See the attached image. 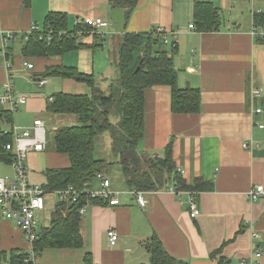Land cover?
Masks as SVG:
<instances>
[{"label":"crops","instance_id":"1","mask_svg":"<svg viewBox=\"0 0 264 264\" xmlns=\"http://www.w3.org/2000/svg\"><path fill=\"white\" fill-rule=\"evenodd\" d=\"M196 1L212 2L220 9L222 24L218 30L190 28L195 23V0H139L127 24L124 11L110 8L109 0H31L30 5L24 0H0V28L20 34L33 25H43L54 11L68 14L70 29L85 18H102L100 31L105 41L101 47L108 48L107 53L84 47L78 51L75 66L93 73L101 85H107L105 88L116 74L111 52L122 34L163 29L178 45L174 61L179 86L199 88L201 92L200 112L176 114L171 110L170 86L149 88L145 138L141 142L144 151L164 157L165 147L173 138L177 171L190 184L196 178L213 183L211 190L195 195L199 215L190 214L189 191H148L147 205L142 207L128 192L122 169L114 163L103 175L110 178L120 204L110 206L99 198L102 203H91L82 214L84 246L48 248L37 259L38 264H85L88 253L98 264H150L147 243L154 235L172 256L188 264H221V260L223 264H247L244 259L258 247L263 250L264 264V193L258 200L249 198L255 185L264 186V42L251 33L255 15L264 12V0ZM26 42L10 46L9 69L6 57L0 54V90L11 78L15 90L28 98L12 113V124L1 118L8 108L0 106V131L31 127L36 119L45 121L47 148L31 151L27 158L28 179L45 188L47 170L70 166L69 156L54 149L56 132L48 138L49 128L54 130L52 119L63 115L66 121H77L73 115L49 112L48 98L58 92L90 95L91 88L71 78L39 76L51 65L73 66L68 62L71 52L51 58L33 57L34 68L25 67L22 47ZM83 42L92 44L94 34L85 35ZM42 79L47 80L43 85ZM254 88H261L262 94L253 100ZM258 107L261 112L255 111ZM106 143L104 136L96 138L97 159L110 156ZM246 143L249 147L244 146ZM0 176H16L11 162L2 156ZM92 182L99 184L95 178ZM58 200L55 191H47L46 206L37 212L40 229L50 226ZM110 229L119 234L113 247L109 243ZM254 231L259 237L253 236ZM13 249L30 251L31 245L16 221L6 219L0 208V250Z\"/></svg>","mask_w":264,"mask_h":264},{"label":"trees","instance_id":"2","mask_svg":"<svg viewBox=\"0 0 264 264\" xmlns=\"http://www.w3.org/2000/svg\"><path fill=\"white\" fill-rule=\"evenodd\" d=\"M24 1L26 5L31 3V0ZM138 3L139 0H109L110 8L124 11L126 24ZM255 19L257 24L263 23L264 12L257 13ZM194 20L199 31H216L222 24V14L212 2L195 0ZM39 27L40 32L30 34L22 47L24 60L63 56L84 47H101L105 41L102 33H95L92 44L84 43L83 37L90 33L91 28L77 22L70 29L66 12H50ZM82 29L85 33L78 35ZM48 32H51V41L47 39ZM167 35L165 30L158 28L122 34L111 52V63L116 74L106 89L101 87L93 73H84L77 66L51 65L39 75L45 78H71L91 88L90 95L58 92L48 98L49 112L73 115L78 123L60 127L56 131L54 149L69 156L70 166L47 170V191L65 190L71 185L82 191L85 185H92L96 175L105 174L114 163L121 167L127 186L131 189L160 191L173 187L176 193L189 191L195 197L196 193L214 187L213 183L202 178H196L190 184L177 171L173 138L165 147L164 165L158 156L141 149V142L145 138V103L149 88L159 85L171 87L173 113L190 114L201 110L200 89L182 88L178 84V69L174 61L178 45ZM12 113L6 109L1 118L7 124H12ZM100 135L104 136L110 151V156L103 160L95 156V140ZM13 137L12 131H0L1 143L12 142ZM2 157L8 162L13 161V155L9 152ZM88 199H91V203H102L82 192L77 201L59 196L51 224L39 228L33 250H0V264H34L32 257H41L48 248L83 247L80 208ZM147 249L151 257L150 264H188L172 256L156 235L147 243ZM84 261L85 264H98L90 253L86 254ZM220 262L223 264L224 260Z\"/></svg>","mask_w":264,"mask_h":264},{"label":"built area","instance_id":"3","mask_svg":"<svg viewBox=\"0 0 264 264\" xmlns=\"http://www.w3.org/2000/svg\"><path fill=\"white\" fill-rule=\"evenodd\" d=\"M82 23L91 28V34L102 33L100 31V28L104 23L102 18H85ZM190 28L196 29L195 23L190 24ZM40 30L41 27L33 25L29 31L20 34L13 31H5L0 28V54L6 57V65L8 69L11 67V63L7 59L11 48L10 46L19 42L28 41L30 34L40 32ZM82 33H85V30L82 29L78 31V35H81ZM251 33L254 37H257L264 42V22L259 24L255 23ZM47 35L48 41H51V32H48ZM23 65L30 69L34 68V64L31 61L25 60ZM46 82V79H42L40 84L43 85ZM261 94V88H254L251 93L252 99L254 100L261 96ZM27 101L28 98L26 95L15 90L11 78L3 84V88L0 90V106L8 108L10 111L14 112L22 105L26 104ZM255 111L261 112L262 108L258 107ZM12 133L14 136L12 142H0V156L6 152L13 155L11 165L16 170V176L13 178L0 176V208L6 219L16 221L20 226L26 241L31 245V250H33L34 241L37 238L39 230L37 212L44 209L46 206L47 190L42 185L34 184L28 179L27 158L31 151H44L47 148L48 140L46 136V124L43 119H36L31 127H13ZM244 146L249 147V144L246 143ZM97 180L99 181L98 185L93 183L91 186L87 185L86 187L85 185V188L82 189V191L71 185L65 190L55 192L60 197H70L72 201H77L82 192L83 194L89 195L91 198L101 199L102 202L107 205H119L120 199L118 197V192L113 189L110 178L105 177L103 174H98L95 177V181ZM170 190L175 191L173 187H171ZM128 192L142 207L147 205L148 200L146 195L148 191L128 188ZM263 193L264 186L255 185L249 191V198L252 201L258 200ZM178 194H181V192ZM189 196L190 214L192 217H196L200 213L198 202L191 192H189ZM90 205L91 199H88L80 208V213L83 214ZM253 236L259 237V233L254 231ZM108 237L110 246L113 247L119 239V234L115 229H110L108 231ZM262 258L263 250L258 247L254 249L249 259H244V262L247 264H262ZM37 259L38 258L34 256L32 257L34 264H38Z\"/></svg>","mask_w":264,"mask_h":264},{"label":"rangeland","instance_id":"4","mask_svg":"<svg viewBox=\"0 0 264 264\" xmlns=\"http://www.w3.org/2000/svg\"><path fill=\"white\" fill-rule=\"evenodd\" d=\"M72 20H73V18H72ZM72 20H71V23H72ZM42 25V24H41ZM40 25V26H41ZM74 23L71 25L72 27H74ZM18 45H20V44H17V46ZM80 49H78V50H74V51H71V54H68V57L69 58H71V60L70 61H68V62H73L72 63V65L73 66H75V62H78V61H75V58H76V56L79 54V51ZM95 50H96V53L98 52V53H102V52H104V53H107V51H108V48H102V47H95ZM78 52V53H77ZM98 80V79H97ZM101 81V80H100ZM99 80H98V83L99 84H101L102 83V81L100 82ZM103 81H105V80H103ZM107 85H105V86H103V85H101V87L102 88H104V89H106L105 87H106ZM59 118H54V119H52V124L54 125V130L52 131L50 128H49V133H48V138H49V140L50 139H52V137H53V134H55V130H57V128H58V126H60V127H63V126H70V125H73V124H77V123H73V122H70V121H66L65 119V117L63 116V115H60V116H58ZM62 121H64V122H62Z\"/></svg>","mask_w":264,"mask_h":264},{"label":"water","instance_id":"5","mask_svg":"<svg viewBox=\"0 0 264 264\" xmlns=\"http://www.w3.org/2000/svg\"><path fill=\"white\" fill-rule=\"evenodd\" d=\"M159 161L161 162L162 165H164L165 162H166V158H164V157H159Z\"/></svg>","mask_w":264,"mask_h":264}]
</instances>
